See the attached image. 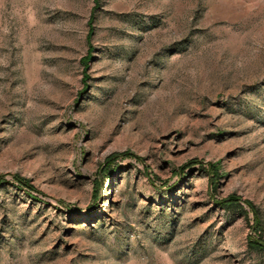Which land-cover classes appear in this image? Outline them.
Returning <instances> with one entry per match:
<instances>
[{
    "label": "rangeland",
    "instance_id": "1",
    "mask_svg": "<svg viewBox=\"0 0 264 264\" xmlns=\"http://www.w3.org/2000/svg\"><path fill=\"white\" fill-rule=\"evenodd\" d=\"M0 264H264V0H0Z\"/></svg>",
    "mask_w": 264,
    "mask_h": 264
},
{
    "label": "trees",
    "instance_id": "2",
    "mask_svg": "<svg viewBox=\"0 0 264 264\" xmlns=\"http://www.w3.org/2000/svg\"><path fill=\"white\" fill-rule=\"evenodd\" d=\"M22 184H24V183H22ZM225 203H226L225 207L228 210H230L232 212L245 213L244 209L239 205V203L235 199H231L229 201H226ZM256 249H260V248L256 247Z\"/></svg>",
    "mask_w": 264,
    "mask_h": 264
}]
</instances>
